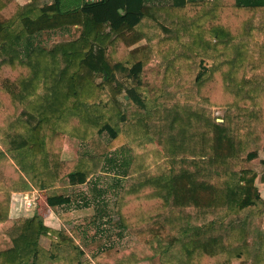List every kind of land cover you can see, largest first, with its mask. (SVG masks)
<instances>
[{"label":"trees","instance_id":"trees-1","mask_svg":"<svg viewBox=\"0 0 264 264\" xmlns=\"http://www.w3.org/2000/svg\"><path fill=\"white\" fill-rule=\"evenodd\" d=\"M66 1L55 0L52 5H42L40 0H29L26 5H21L17 0H0V53L7 55L0 63V132L5 130L3 135L9 136L7 131L13 129L12 119L18 113L17 103L25 106L22 115L28 117L19 122L22 126L12 137V147L7 153L0 152V224L10 215L11 192L31 187L35 190L53 189L59 180L65 179L73 186L83 185L97 167L93 160H61L59 134L89 141L95 134L108 132L112 136L108 145L110 150L124 144V136L114 124L117 119L125 120L118 100L123 84L114 86L113 83L120 72L126 73L127 79L141 84V75L153 56L154 48L149 46L132 49L140 40L138 28L145 18L151 16L146 0L83 2L81 6L64 10ZM207 5L206 0H172L171 6L162 10L169 17L182 21L201 16V20L191 28L194 42L205 47L216 39L218 51L225 50L229 42L244 38L248 24L258 13H264V0H218L210 15L205 11ZM76 26L82 29L80 38L57 44L50 51L40 48L29 50L31 48L27 45L23 53L19 48L22 42L37 34ZM174 41L171 38L160 40L157 54L175 55ZM189 61L186 55H176L167 68L165 83L184 87L193 77ZM97 71L105 74L104 84L95 82ZM195 82L198 98L210 106L234 107L247 112L254 105V95L246 96V65L242 55L216 65L202 61ZM106 86L112 96V105L94 106L105 98ZM126 93L135 104L146 107L136 88H126ZM260 97L258 119L264 135V95ZM110 105L112 112L109 115ZM172 126L181 127V149L184 153L202 157L212 154V162L226 168L241 164L240 148L223 125L193 113L187 120L175 119ZM139 149L141 153L153 152V159L159 160L153 144ZM8 154L16 156L9 157ZM257 158L256 152L248 155L250 161ZM255 182L256 175L239 178L237 184H233L230 177L227 189L223 190L198 181L190 172H169L164 180L152 179L121 197V226L132 229L151 223L155 215L166 211L170 205L180 209L194 206L200 213L225 206L229 209L228 215L240 214L264 204ZM47 203L52 208L63 207L71 205L72 200L51 194ZM18 230L14 247L0 252V264H44L46 260L56 258V253L41 256L43 250H40L37 240L43 234L55 236L59 247L63 246L58 251L74 250L82 255L69 236L44 226L37 217L25 221ZM182 234L188 236L192 232L183 230ZM153 235L168 239L171 246L180 242L165 225L157 227ZM195 237L201 238L198 233ZM248 237L249 233L243 227L232 230L228 246L223 237L185 243L183 247L188 255L185 264L244 262L248 258ZM260 238L264 247V233ZM238 243L241 246L234 247ZM259 264H264V261Z\"/></svg>","mask_w":264,"mask_h":264},{"label":"rangeland","instance_id":"rangeland-1","mask_svg":"<svg viewBox=\"0 0 264 264\" xmlns=\"http://www.w3.org/2000/svg\"><path fill=\"white\" fill-rule=\"evenodd\" d=\"M17 1L21 4L24 2ZM40 1L45 5L53 4L55 0ZM97 1L101 0H68L64 3V10L81 6L83 2ZM206 1L208 5L205 11L210 15L218 0ZM146 3L151 8V16L146 18L137 30L140 39L138 45L154 48L153 56L141 75V84L127 79V74L120 72L113 83L114 86L123 84L118 100L122 104L121 114L125 120L121 122L117 119L114 124L118 125L119 132L123 134L124 144L110 150L108 145L112 136L108 132L95 134L89 141L59 134L61 160L64 150L70 147L75 150L72 161L93 160L97 167L91 171L90 177L83 185L73 186L65 179L59 180L53 189L35 190L31 187L28 190L11 192L10 215L0 224V252L12 249L14 239L20 232L19 226L37 217L44 226L69 236L82 252L81 255L74 250L58 251L63 246L59 247L60 243L55 236L43 234L37 240L40 250H43L41 256L44 253H56V258L46 260L44 264H124L123 261L130 264L128 260L135 264H185L188 259L187 250L183 247L185 243L223 237L228 246L232 230L243 227L249 233L248 258L244 262L233 261L232 264H259L264 261L263 241L260 238L264 233V204L236 215H228L229 209L225 206L200 213L194 206L180 209L170 205L166 211L155 215L151 223L132 229L121 226V197L152 179L164 180L169 172H190L195 174L198 181L223 190L227 189L230 177L233 184H237L239 178L256 175V185L264 196V186L261 185L264 183V135L258 119L260 96L264 95V13H258L255 20L248 24L244 38L231 41L225 50L218 51L215 47L216 39L205 47L194 42L191 28L193 24L198 23L197 20H201V16L188 21L173 19L162 10L163 7L171 6L172 0H146ZM81 34V27L46 31L32 39H26L19 48L23 53L27 45L31 48L29 50L40 48L50 51L57 44L77 40ZM170 38L175 40V48L172 50L175 55H158V42ZM176 55H186L189 58L193 74L184 87L178 88L165 83L167 68ZM238 55L243 56L246 65V96L254 95L253 107L247 112H240L234 107H213L200 100L195 79L201 62L216 65ZM6 57L7 55L0 53V63ZM105 80L103 72L95 73L97 84H104ZM126 88H136L146 107L141 108L131 101ZM250 91L253 92L249 94ZM112 103V96L106 86L105 98L93 105L102 108ZM111 105L108 109L109 115L112 112ZM17 109V116L11 123L13 129L7 131L9 136L3 135L5 130L0 132V152L7 153L12 147V137L19 131L18 127L22 126L19 122L28 118L22 115L25 113L22 103H17ZM193 113L203 115L209 121L226 128L227 134L240 148L241 164L238 167L215 165L212 162V154L202 157L183 152L181 127L172 125L175 119L187 120ZM150 143L155 147L159 160L153 159V152L139 151L141 146L147 147ZM51 151L53 159V146ZM254 152L260 154L259 158L248 160V155ZM14 155L8 154L9 157ZM24 176L27 179L26 175ZM51 194L70 197L73 203L51 208L47 203ZM162 225L166 226L173 237L180 239V242L171 246L168 239L155 237V230ZM183 230H190L192 234L183 236ZM197 233L201 238L195 237ZM237 246H241V243L234 245Z\"/></svg>","mask_w":264,"mask_h":264},{"label":"crops","instance_id":"crops-1","mask_svg":"<svg viewBox=\"0 0 264 264\" xmlns=\"http://www.w3.org/2000/svg\"><path fill=\"white\" fill-rule=\"evenodd\" d=\"M170 1H171V0H170ZM28 2H29V0H27V1L24 0V2H22V4H21L20 2H19V3H20L21 5H26ZM47 5H52V4H47ZM261 14H262V13H261ZM145 19H146V18H145ZM145 19H144V20H145ZM144 20H143V21H144ZM254 20H255V19H254ZM76 27H78V26H76ZM78 28H79V27H78ZM51 31H52V30H51ZM45 32H46V31H45ZM137 45H138V44H137ZM137 45H135L132 49H134V48H136V47H139V46H142V45H138V46H137ZM74 151H75V150H73V149L70 148V147H69L68 149H65V150H64V153H63V155H64V156H63V160H66V161L68 160V161H70V160L74 157ZM258 155H260V154H258ZM258 158H259V157H258ZM258 158H257V159H258ZM71 161H72V160H71ZM256 180H257V179H256ZM255 185H256V182H255ZM261 185L264 186V183H262ZM256 187H257V185H256ZM257 188H258V187H257ZM263 191H264V188H263ZM259 192H260V190H259ZM260 193H261V192H260ZM260 195H261L262 201L264 202V196H263V194H260ZM72 203H73V201H72ZM51 208H52V207H51ZM54 208H56V207H54Z\"/></svg>","mask_w":264,"mask_h":264},{"label":"water","instance_id":"water-1","mask_svg":"<svg viewBox=\"0 0 264 264\" xmlns=\"http://www.w3.org/2000/svg\"><path fill=\"white\" fill-rule=\"evenodd\" d=\"M121 13H122V11H121Z\"/></svg>","mask_w":264,"mask_h":264}]
</instances>
